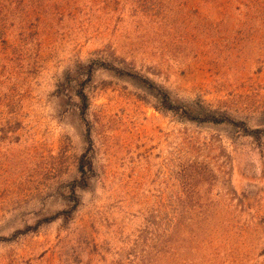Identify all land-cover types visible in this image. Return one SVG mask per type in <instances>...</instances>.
<instances>
[{"label": "rangeland", "instance_id": "1", "mask_svg": "<svg viewBox=\"0 0 264 264\" xmlns=\"http://www.w3.org/2000/svg\"><path fill=\"white\" fill-rule=\"evenodd\" d=\"M18 9L0 43V238L72 209L88 129L95 173L72 214L1 242L0 264H264V0ZM159 90L261 133L189 121Z\"/></svg>", "mask_w": 264, "mask_h": 264}, {"label": "trees", "instance_id": "2", "mask_svg": "<svg viewBox=\"0 0 264 264\" xmlns=\"http://www.w3.org/2000/svg\"><path fill=\"white\" fill-rule=\"evenodd\" d=\"M225 3H229L230 5L235 3H239V0H224ZM30 2V0H0V43L4 44V47H8V41H7V36L9 35L10 32V20L13 19V17L18 14V8L23 5H27ZM103 66H106V68L115 70L118 74H126L122 70L118 69L117 67L104 63ZM86 71L85 73L91 78L93 76L95 67L94 65L90 64L84 68ZM129 76H135V78H138L140 80H143L144 83H146L150 88L155 89V86L153 83H151L147 79H143L139 75H130ZM161 92L162 96V104L166 110L174 111L176 113H180L182 116H184L187 120L197 122L200 124H213V125H230V126H240L243 130L248 132L249 135L255 136L261 133L259 130H250L245 123H237L234 121L231 117L229 116H223V115H215L211 113H207L204 116H195L188 110L184 109L181 106L174 105L171 101V98L168 93ZM78 97L80 99V110L81 114L83 116L86 115L88 109H89V98L88 95L85 92V87L82 85L78 91ZM87 141L89 143V148L88 150L82 154L80 157L79 163H78V174L79 177L73 181L71 185V193L73 194V201H74V206L70 211H66L63 213L56 214L52 217L45 218L43 221H41L38 225L34 227H29L25 230L22 231H17L12 238H7L3 237L0 238V243L4 241H11L13 238H18L20 235L27 234L28 232H31L32 230H35L38 228L40 225H43L45 223H51L56 221L57 219H60L64 215H69L72 214L77 207L80 204V199L76 197V193L78 190H86L89 185L91 180L94 177L95 173V166L93 159L91 157V136H90V131L88 129L87 132Z\"/></svg>", "mask_w": 264, "mask_h": 264}]
</instances>
